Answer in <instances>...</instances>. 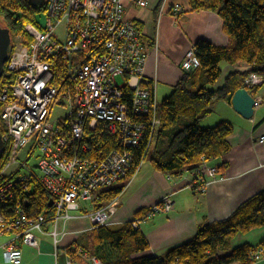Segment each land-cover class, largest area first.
<instances>
[{"label":"built area","instance_id":"2783aa9c","mask_svg":"<svg viewBox=\"0 0 264 264\" xmlns=\"http://www.w3.org/2000/svg\"><path fill=\"white\" fill-rule=\"evenodd\" d=\"M138 4L146 6L142 0ZM44 9V20L37 16L25 26L26 34L14 38L0 80V121L9 154L0 173V237L11 236L0 246L5 264L22 263L18 241L38 249L39 233L52 236L59 247L67 224L86 204L92 230L111 226L120 197L96 208L99 192L125 180L135 149L147 139L149 150L161 124L154 88L143 86L148 54L141 32L125 17L124 0H46ZM183 12L176 5L172 14L178 18ZM185 58L183 70L196 71L200 60L194 46ZM120 76L123 84L117 81ZM262 86L264 77L255 72L243 85L256 99V111L264 106ZM57 108L64 114L54 116ZM108 137L116 144L105 151L101 148ZM200 168L187 187L205 192L206 178L216 179L219 171L206 161ZM36 185L53 200L49 226V211L31 217L21 200L9 206L16 194L25 197ZM174 203L171 194L163 197L134 217L132 226L142 228L149 218L169 214ZM75 250L83 260L103 264L85 250ZM263 256L261 247L255 258ZM163 264L182 263L177 258Z\"/></svg>","mask_w":264,"mask_h":264},{"label":"trees","instance_id":"16d2710c","mask_svg":"<svg viewBox=\"0 0 264 264\" xmlns=\"http://www.w3.org/2000/svg\"><path fill=\"white\" fill-rule=\"evenodd\" d=\"M190 3L192 11L210 10L220 15L229 44L216 46L208 41H196L194 47L200 66L192 73L186 71L173 93L161 103V124L156 141L149 150L147 139L135 149V162L126 181H130L147 160L154 170L179 177L182 173L199 171L203 162L217 160L229 153L232 125L222 121L206 128L200 123L212 113L215 102L226 101L232 105L234 94L242 89L252 72L264 77V0H190ZM43 11L44 5L35 8L27 0H0V22L11 29L13 38L26 34L25 26ZM241 62L250 65L251 70L231 73L224 86L214 88L223 72L222 63L236 65ZM143 86L153 90L146 82ZM127 98L130 100V94ZM0 131L3 132L1 122ZM115 144V139L108 137L101 149L109 151ZM8 160L6 147L0 157V173ZM219 167L221 171L227 168L225 162ZM126 186L100 191L96 208H103L120 197ZM20 200L31 217L49 211L46 226L50 225L54 213V207L50 205L52 197L42 186L36 185L25 197L16 194L9 206ZM148 210L139 211L135 217ZM260 228H264V191L239 206L226 220L200 225L193 238L172 247L163 258L151 252L142 228L135 229L131 221L94 228L66 251L74 261L78 258L75 248H81L103 264H163L173 263L177 258L182 264H251L257 261L256 252L264 247V241L258 245L242 243L237 246L232 242L240 234L247 235Z\"/></svg>","mask_w":264,"mask_h":264},{"label":"crops","instance_id":"0c3cea01","mask_svg":"<svg viewBox=\"0 0 264 264\" xmlns=\"http://www.w3.org/2000/svg\"><path fill=\"white\" fill-rule=\"evenodd\" d=\"M138 1L124 0L125 17L141 32L148 54L144 82L154 88L160 107L186 73L183 63L197 40L227 46L230 39L224 32L218 13L192 11L190 0H142L146 6L138 4ZM176 5L184 7L178 18L172 14ZM221 68L223 72L214 86L216 89L224 86L231 73L251 70L245 62L236 65L222 63ZM259 94L264 96V86ZM211 112L207 122H202L204 127L210 128L226 121L234 131L228 138L231 151L222 158L206 161L209 167H218L219 172L216 179L206 178L209 185L205 192L187 187L191 181L197 180L193 172L174 177L154 170L152 165L143 164L121 193L120 206L111 226L131 221L139 211L151 208L159 204L163 197L172 195L175 203L169 214L160 213L141 223L151 252L159 258L165 257L172 247L193 238L200 225L226 220L239 206L264 191V143L260 142L264 136V106L256 111L260 114H255L251 120L243 119L226 101L215 102ZM224 162L227 168L221 171L219 166ZM89 207L84 205L83 212L75 214V218L67 224L68 234L62 238L59 247H55L52 236L40 233L38 249L18 241L23 253L21 264H69L71 259L66 248L92 230ZM261 230L264 232V228ZM243 238L240 244L251 243ZM10 239L8 237L3 244ZM258 244L260 242L255 243ZM1 256L0 253V260ZM74 264L91 263L78 257L74 259ZM251 264H264V256Z\"/></svg>","mask_w":264,"mask_h":264},{"label":"water","instance_id":"95a60500","mask_svg":"<svg viewBox=\"0 0 264 264\" xmlns=\"http://www.w3.org/2000/svg\"><path fill=\"white\" fill-rule=\"evenodd\" d=\"M35 8H40L43 6L46 0H27ZM14 38L11 29L7 27L3 22H0V80L5 73L6 63L11 58V53L14 48ZM232 106L234 111H236L243 119L251 120L256 114L254 108L255 101L250 94V92L243 88L238 90L232 98ZM6 143L4 141L3 132L0 131V157L2 156L3 151L5 150ZM50 205H53V200H51Z\"/></svg>","mask_w":264,"mask_h":264},{"label":"rangeland","instance_id":"374dc122","mask_svg":"<svg viewBox=\"0 0 264 264\" xmlns=\"http://www.w3.org/2000/svg\"><path fill=\"white\" fill-rule=\"evenodd\" d=\"M38 16V20H44V18H45V14H44V12H40V14H38L37 15ZM15 40V39H14ZM117 81H118V83H120V84H123V78L120 76L118 79H117ZM61 114H64V112L63 111H61L60 109H56L55 110V112H54V116H58V115H61ZM257 115H259L260 113L258 112V113H256ZM210 116V115H209ZM208 116V117H209ZM208 117L207 118H205V119H203L202 121H201V125L204 127V125H203V123L202 122H204V121H206L207 119H208ZM53 118H56V117H53ZM1 122V121H0ZM207 122V121H206ZM206 122L204 123V124H206ZM209 123L208 124H210V121H208ZM1 126H2V123H1ZM36 161L35 160H33V163H35ZM143 164H145L146 166L147 165H151V163H150V161L149 160H147L145 163H143ZM139 170V169H138ZM137 170V171H138ZM129 183V181L127 180H124V181H121V182H119L118 184H116V185H114V187H112L113 189H115V188H119V187H123V186H125V184H128ZM260 230H261V228H260ZM259 229H257V230H254V231H251V232H249V234H247V235H244V234H240L235 240H233V242H232V244H233V246H237L238 244H240V242H241V239L243 238V239H245L247 242H251V243H257V242H260V240L261 239H264V232H263V230H261L260 231ZM8 237L10 238L11 236H10V234L9 235H7L6 237L5 236H2V237H0V246L8 239ZM242 237V238H241ZM0 253L2 254V256H1V260H0V262L1 263H3V264H5L4 263V253H3V251H2V249H0Z\"/></svg>","mask_w":264,"mask_h":264}]
</instances>
